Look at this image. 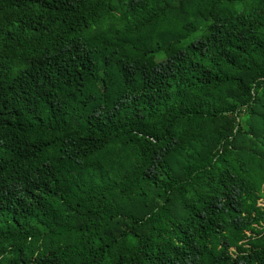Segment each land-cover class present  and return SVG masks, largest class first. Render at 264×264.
I'll return each instance as SVG.
<instances>
[{
    "label": "trees",
    "instance_id": "16d2710c",
    "mask_svg": "<svg viewBox=\"0 0 264 264\" xmlns=\"http://www.w3.org/2000/svg\"><path fill=\"white\" fill-rule=\"evenodd\" d=\"M0 264H264V0H0Z\"/></svg>",
    "mask_w": 264,
    "mask_h": 264
},
{
    "label": "rangeland",
    "instance_id": "374dc122",
    "mask_svg": "<svg viewBox=\"0 0 264 264\" xmlns=\"http://www.w3.org/2000/svg\"><path fill=\"white\" fill-rule=\"evenodd\" d=\"M263 202V200H261Z\"/></svg>",
    "mask_w": 264,
    "mask_h": 264
}]
</instances>
